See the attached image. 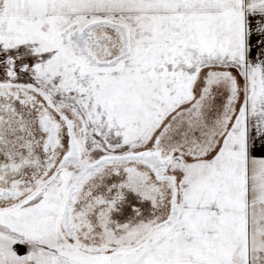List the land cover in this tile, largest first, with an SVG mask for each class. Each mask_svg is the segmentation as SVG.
<instances>
[{
  "label": "snow or ice",
  "instance_id": "1",
  "mask_svg": "<svg viewBox=\"0 0 264 264\" xmlns=\"http://www.w3.org/2000/svg\"><path fill=\"white\" fill-rule=\"evenodd\" d=\"M0 264H264V0H0Z\"/></svg>",
  "mask_w": 264,
  "mask_h": 264
}]
</instances>
